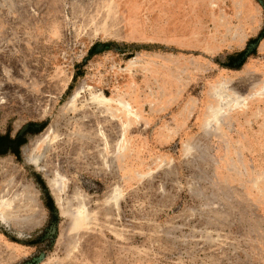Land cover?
<instances>
[{
	"label": "rangeland",
	"instance_id": "1",
	"mask_svg": "<svg viewBox=\"0 0 264 264\" xmlns=\"http://www.w3.org/2000/svg\"><path fill=\"white\" fill-rule=\"evenodd\" d=\"M39 122L0 264H264V0H0V136Z\"/></svg>",
	"mask_w": 264,
	"mask_h": 264
},
{
	"label": "trees",
	"instance_id": "2",
	"mask_svg": "<svg viewBox=\"0 0 264 264\" xmlns=\"http://www.w3.org/2000/svg\"><path fill=\"white\" fill-rule=\"evenodd\" d=\"M262 33H263V30L260 32V34L257 37L250 38L248 40L247 46L244 49L230 54L228 56V62H229L228 66L231 67L236 61H237V65H241L245 61L246 57L251 53V51L253 52L254 47L251 48V45L252 43L258 42L259 38H261L262 36ZM98 46H99V43L94 42L88 50V55L94 53V51H96ZM34 125H36L37 127L33 129L32 127H34ZM44 126H45L44 122L30 123L24 130L22 131L18 130L13 137H11L9 134L1 135L0 136V153L4 152L6 148H8V145H9L11 146V148H14V153L17 155L19 147L22 144H24L26 141V139L23 137L24 131L38 132L42 130Z\"/></svg>",
	"mask_w": 264,
	"mask_h": 264
},
{
	"label": "bare ground",
	"instance_id": "3",
	"mask_svg": "<svg viewBox=\"0 0 264 264\" xmlns=\"http://www.w3.org/2000/svg\"><path fill=\"white\" fill-rule=\"evenodd\" d=\"M224 85V84H223ZM226 88V87H225ZM228 89H230V88H228ZM217 91V90H216ZM236 92V91H235ZM218 93V92H217ZM232 93V92H231ZM237 93V92H236ZM234 94V93H233ZM218 95V94H217ZM218 96H220V98L219 99H221V102H220V104H219V106H217V107H212V114H211V117H212V119H211V121H213V120H217V122H219L220 120H221V117H222V114L224 113L223 112V109H224V105L225 104H229V103H231V94H229V93H227L225 90H224V88H221L220 89V91H219V95ZM94 98L96 99V100H98V102H100L102 105H105L106 103H109L110 101H111V99L108 97V96H106L105 94H98V95H95L94 96ZM244 98V96L243 95H239L238 97H237V101H239L240 103L242 102L240 99H243ZM236 100V99H235ZM230 101V102H229ZM234 101V100H233ZM236 101V102H237ZM238 102V103H239ZM99 103V104H100ZM120 104L121 105H123L124 106V108H125V110H127V113H128V115H131V114H133L132 112V109L127 105V104H125L124 103V101H120ZM119 109V108H118ZM121 109V108H120ZM230 109H231V107H230ZM136 112V111H135ZM226 112V111H225ZM137 117H138V115H137ZM208 121H210V120H208ZM210 124H211V122H210ZM62 177V176H61ZM56 182H58V181H56ZM12 202H13V200L12 199H10V198H3V200L1 201V204H5V206H11V204H12ZM81 209H83L82 207H84L85 208V206L83 205V204H81L80 206H79Z\"/></svg>",
	"mask_w": 264,
	"mask_h": 264
}]
</instances>
